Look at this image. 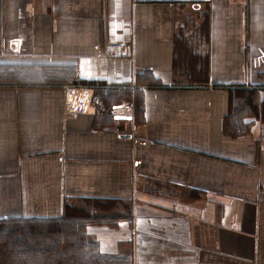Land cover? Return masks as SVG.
Wrapping results in <instances>:
<instances>
[{
	"label": "crops",
	"instance_id": "0c3cea01",
	"mask_svg": "<svg viewBox=\"0 0 264 264\" xmlns=\"http://www.w3.org/2000/svg\"><path fill=\"white\" fill-rule=\"evenodd\" d=\"M66 85L141 113L66 116ZM84 217L0 264H264V0H0V220Z\"/></svg>",
	"mask_w": 264,
	"mask_h": 264
},
{
	"label": "trees",
	"instance_id": "16d2710c",
	"mask_svg": "<svg viewBox=\"0 0 264 264\" xmlns=\"http://www.w3.org/2000/svg\"><path fill=\"white\" fill-rule=\"evenodd\" d=\"M146 79H149V82H157L154 78L145 77ZM73 83H77L76 81ZM104 94V100H98L97 102V111L101 112V114H104V117L106 119H109L110 121L113 119V112H114V106L116 105V102H122L117 101L116 97L118 96H127L129 101H132L134 104V110H137L138 113H141V109L143 106L142 102V95L138 93V97L135 98L136 94H131L126 89H116V88H108L107 90L103 91ZM95 95V94H94ZM100 98V97H99ZM245 105L248 104V101L246 98L243 99ZM94 101L96 99L94 98ZM249 108L255 109L254 106H248ZM113 111V112H112ZM97 113V112H96ZM235 117V118H234ZM233 124L237 126L238 119L237 116H234ZM67 220V219H66ZM95 221L96 223H101L102 221L95 217H84L77 220H67V222H61V221H47V222H25V221H7V220H0V237L6 239L2 242L1 246L4 249H0V260L4 259L6 261V257L9 258L10 254L18 255L19 258H16V260H19L20 257L24 258L28 255H30L29 251L25 253L27 248H30L28 246H36V243L40 244L41 241L37 239L40 235L50 234L54 232H61L63 230H73L75 233L79 234L83 230V225L86 222ZM4 251V253H3ZM3 253V254H2ZM74 260H79L80 256L79 254H74L73 256ZM81 260H83L81 258Z\"/></svg>",
	"mask_w": 264,
	"mask_h": 264
},
{
	"label": "built area",
	"instance_id": "2783aa9c",
	"mask_svg": "<svg viewBox=\"0 0 264 264\" xmlns=\"http://www.w3.org/2000/svg\"><path fill=\"white\" fill-rule=\"evenodd\" d=\"M126 54V45L122 41L111 40L104 42L96 56L92 57L91 65L93 68L100 64L115 61ZM65 104L64 111L66 116H76L79 114H95L97 105L94 103V88L88 85L75 86L66 85L64 88ZM121 109L125 112H133L134 104L132 101H122Z\"/></svg>",
	"mask_w": 264,
	"mask_h": 264
},
{
	"label": "rangeland",
	"instance_id": "374dc122",
	"mask_svg": "<svg viewBox=\"0 0 264 264\" xmlns=\"http://www.w3.org/2000/svg\"><path fill=\"white\" fill-rule=\"evenodd\" d=\"M157 82H154V83H152V84H156ZM95 90H94V94H95ZM256 95V94H255ZM138 97V94H136V96H135V98H137ZM116 99H118L117 101H127L128 100V98H127V96H118V97H116ZM131 100V99H130ZM129 100V101H130ZM256 100H257V97H256ZM258 103V102H257ZM246 108V105L245 104H243L242 102H240V101H238L237 103H236V107H235V109H233L232 110V112H234V114L233 113H230V116H229V118H228V120H230L232 123H233V121H234V116H237L236 118L237 119H242V117H246L248 114L246 113L247 111H248V109H245ZM234 117V118H233ZM242 126V125H241ZM235 127H238V126H235ZM68 235V233L66 234H63V235H57V236H55V237H51V236H47L46 234L45 235H40L39 236V238L37 237V239H39L40 241H41V244L43 245H45V243L48 241L49 242V244L50 243H53L54 245L56 244V246H57V248H62V247H64L66 244H69L68 243V239L66 238V236ZM4 240H6V239H4V238H2V237H0V249H4L2 246H1V244H2V242L4 241ZM48 244V243H47ZM58 249V250H59ZM63 250H65V248H63ZM3 253H4V251H3ZM2 253V254H3ZM1 256V255H0ZM70 256V255H69ZM73 256V255H72ZM2 257V256H1ZM18 257V255L16 254V255H14V254H10L9 255V261H11V262H17V263H19V261L18 260H16V258ZM12 258V259H11ZM6 259V258H5ZM65 263H67V262H65ZM65 263H62V264H65ZM75 264H78L77 262H75Z\"/></svg>",
	"mask_w": 264,
	"mask_h": 264
}]
</instances>
